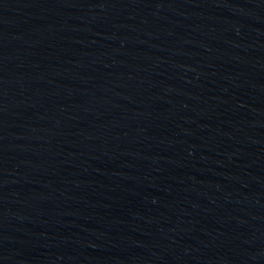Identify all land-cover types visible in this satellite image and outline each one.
<instances>
[{
    "label": "water",
    "instance_id": "obj_1",
    "mask_svg": "<svg viewBox=\"0 0 264 264\" xmlns=\"http://www.w3.org/2000/svg\"><path fill=\"white\" fill-rule=\"evenodd\" d=\"M0 264H264V0H0Z\"/></svg>",
    "mask_w": 264,
    "mask_h": 264
}]
</instances>
